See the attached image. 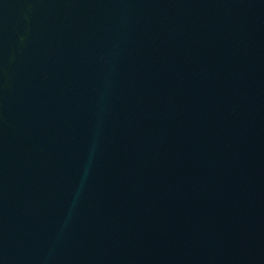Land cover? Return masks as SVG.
<instances>
[{"label": "water", "instance_id": "obj_1", "mask_svg": "<svg viewBox=\"0 0 264 264\" xmlns=\"http://www.w3.org/2000/svg\"><path fill=\"white\" fill-rule=\"evenodd\" d=\"M0 264H264V0H0Z\"/></svg>", "mask_w": 264, "mask_h": 264}]
</instances>
